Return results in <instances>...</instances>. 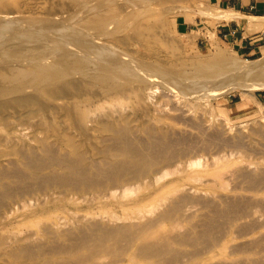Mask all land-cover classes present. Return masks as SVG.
<instances>
[{
    "label": "bare ground",
    "instance_id": "6f19581e",
    "mask_svg": "<svg viewBox=\"0 0 264 264\" xmlns=\"http://www.w3.org/2000/svg\"><path fill=\"white\" fill-rule=\"evenodd\" d=\"M157 1L71 0L60 3V11L67 14L66 19L69 16L71 23L64 18V23L59 19L61 23L46 26L41 18L25 27L28 23L23 21L24 16L17 15L0 24V133L5 128L16 131V120L21 127L36 126L43 133L51 130L54 141L43 139L38 148L26 142L15 146V158L0 167V210L30 192L118 189L125 197L147 178H152L153 184L161 183L172 173L171 164L193 150L195 141L164 131L150 121L137 128V119L132 120L129 110V114L124 113L129 101H145L156 93L155 87L174 93L177 86L181 97L196 103L242 90V107L248 108L254 102L264 108L254 93L264 90V49L261 58L249 60L236 51L217 47L212 54L195 56L185 65L166 64L151 51V55L142 54L141 47L132 40L164 23L165 16L155 13L153 5ZM17 3L0 0V16L18 13ZM194 10L198 14L207 12ZM241 16L232 9L219 13L221 20ZM261 17H251L250 27L264 29ZM127 30L134 33H124ZM138 106L134 117L150 116L149 108ZM260 116L264 119V111ZM209 136L217 143L223 135L214 132ZM241 141L237 137L235 144ZM225 144L229 146L230 142ZM186 163L192 169L201 166L200 159ZM220 174L216 168L195 172L193 178H221ZM243 176L251 180L254 192L264 185V171ZM157 194H161L160 189ZM155 201L141 199L136 212L108 217L116 223L75 218L67 230L48 231L44 242L10 250L7 264H97L96 259L104 257L110 259L103 264H179L183 257L199 259L205 254L207 259L195 264H264V234L233 248L229 254L242 255L238 258H213L220 242L234 236L246 237L264 226L255 217V213L264 216L262 200L240 195L209 199L181 194L160 213L150 207ZM188 201L201 204L206 213L184 228L186 220L181 216ZM173 219L179 224L167 225L166 221Z\"/></svg>",
    "mask_w": 264,
    "mask_h": 264
},
{
    "label": "rangeland",
    "instance_id": "374dc122",
    "mask_svg": "<svg viewBox=\"0 0 264 264\" xmlns=\"http://www.w3.org/2000/svg\"><path fill=\"white\" fill-rule=\"evenodd\" d=\"M118 1V3H124L127 0ZM165 1L160 0L153 5L156 14L165 16L164 23L158 27L146 29L143 34L133 37L132 42L141 47L142 54L151 55L154 52L153 55L160 57L162 60L159 59L162 62L165 63L166 61V64L171 63L173 65L174 63L177 65L191 63L195 56L210 55L217 47L231 52L236 51L238 56L249 60H257L263 56L264 29H253L250 27V22L251 17L254 16L257 18L262 16L263 19L264 13L251 10L249 6H246L251 0H239L245 5L240 12L242 16L230 20L235 19L239 23L240 35L244 34L257 39L256 44L260 46L261 52L254 56L243 55L242 49H239L238 45H234L231 39H226L217 32L223 21H230L221 20L219 17V13L221 14L226 9L216 7L210 0ZM17 2L15 8L19 12L14 15L11 14V16L3 14L2 17L5 16L6 19L0 16V20L3 19L0 24L8 22L17 15L24 16L22 17L23 21L26 24L28 23L25 27H31L36 19L41 18L44 19L45 24L47 23L46 26H52L56 22L58 24L64 23L63 21L66 20L67 23H71L68 22L69 16L66 19L67 14L60 11V3H70L71 0H17ZM3 3L6 4L5 1ZM195 8L206 9L207 12L203 11L202 14H198L199 11L194 10ZM64 18L66 20H62ZM59 19L62 21L60 22ZM261 22L264 23V19ZM73 24L75 25V23ZM124 33L132 35L134 32L133 30H127ZM118 50L126 51L127 49L124 50L118 47ZM170 84L173 85V83ZM187 85L184 84V86ZM157 88L154 89L156 93L145 98V101L139 102L138 98L135 101L134 98L129 101V104H127L129 107H127V110L125 109L124 113L129 114L130 111L132 120H138L135 121L137 128L150 121L152 124H157L164 131H174L189 140L193 139L195 141L193 150H188L182 160L171 164L169 168L172 169V173L161 183L153 184L151 182L152 178H147L144 183H139L133 187L134 191L129 196L121 197L118 189L87 193H69L70 191L50 189L18 196L0 210V264H7L10 261V250L16 246L44 242L48 237V231L67 230L73 226L75 218L85 220L95 218V220H101L107 224L116 223L115 221H109L108 217L112 214L120 215L126 212L129 214L136 212L141 207L138 204L141 199L153 201V198H155V203L150 207L156 213H160L168 203L181 194L209 199L214 196L231 198L240 195L264 202V185L259 188L260 191L254 192L252 188L250 189L253 186L251 180L243 176L245 173L264 171V119L260 118L264 108L262 109L260 105L254 102H251L248 108L242 107L241 103L244 98L242 90L230 91L226 94L223 93L224 95L214 96L215 98L218 97L216 99L212 97L213 100L210 98L196 103L192 98H185L186 96L183 95L181 97V91H178L177 86L173 89L174 93L179 92L177 96L162 86ZM175 89L177 92H175ZM254 93L257 98V96L264 93V90H256ZM138 105L149 108L151 110L150 116L139 117L138 114H135L138 117H134V108L139 107ZM154 118H159L161 121L157 122ZM16 122L15 120L13 126H17L16 131L5 128L0 133L5 138V141L0 142V167L15 158L13 151L16 148L15 146L21 142H26L37 148L41 146L40 142L43 139L54 143L51 130L43 133L36 126L21 127ZM252 131H256V133L251 135ZM214 132L222 133V141L215 143L210 140L209 135ZM70 133L75 134L74 131ZM236 134L237 137L242 139L240 145L235 144ZM224 141L225 143L230 142V145L227 146ZM243 143L245 144L243 145ZM236 145L237 147H235ZM58 153L60 154V152ZM194 159H200L201 166L192 169L187 166L186 162ZM176 167L179 168L175 169ZM216 168L220 170L221 178L208 175L193 178L195 172L211 171ZM162 184H166L165 188H162ZM212 188H216L213 191L214 193L210 191ZM155 189L157 190L155 191ZM159 189L161 194L156 195ZM68 196L71 197L70 200L67 199ZM132 201H136L135 204H124ZM154 205L157 206L154 207ZM205 213L206 208L201 204L191 201L186 202L184 214L181 216L182 219L186 220V225L182 227L187 228L196 223V219H199ZM259 215V213H255V217L259 218V223L264 222V216ZM147 216L149 217L150 213ZM248 220L250 219L241 222L244 223ZM132 221L136 222L138 220L133 219ZM55 222L59 224L57 225ZM172 222L179 224L177 219L166 221L167 225ZM184 228H181V230H184ZM263 234L264 226H260L259 229L246 237L238 238L234 236L225 239L216 247L213 254L214 260H232L242 256L230 255L229 253L233 248ZM109 259L110 257L96 259V263L103 264ZM205 259H207V254H205V258L201 257L199 259L187 256L181 258L179 264H195Z\"/></svg>",
    "mask_w": 264,
    "mask_h": 264
},
{
    "label": "crops",
    "instance_id": "0c3cea01",
    "mask_svg": "<svg viewBox=\"0 0 264 264\" xmlns=\"http://www.w3.org/2000/svg\"><path fill=\"white\" fill-rule=\"evenodd\" d=\"M216 7L224 9H234L239 12L244 8V3L239 0H210ZM251 10H256L259 13H264V0H251L246 4ZM217 29V32L226 39H231L234 45H238L242 49V54L245 56H254L261 52L260 46L256 44L257 39L239 33L240 25L234 20L223 21V24ZM257 99L264 104V93L257 96Z\"/></svg>",
    "mask_w": 264,
    "mask_h": 264
}]
</instances>
